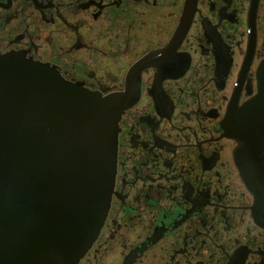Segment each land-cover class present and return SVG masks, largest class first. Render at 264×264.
<instances>
[{"label": "flooded vegetation", "instance_id": "flooded-vegetation-1", "mask_svg": "<svg viewBox=\"0 0 264 264\" xmlns=\"http://www.w3.org/2000/svg\"><path fill=\"white\" fill-rule=\"evenodd\" d=\"M0 0V53L102 94L118 121L101 228L77 264H264V226L222 120L256 90L264 0Z\"/></svg>", "mask_w": 264, "mask_h": 264}, {"label": "water", "instance_id": "water-1", "mask_svg": "<svg viewBox=\"0 0 264 264\" xmlns=\"http://www.w3.org/2000/svg\"><path fill=\"white\" fill-rule=\"evenodd\" d=\"M132 103L133 91L102 94L0 53V264L78 263L109 208L118 121ZM222 128L264 226V57L255 92L230 102Z\"/></svg>", "mask_w": 264, "mask_h": 264}]
</instances>
